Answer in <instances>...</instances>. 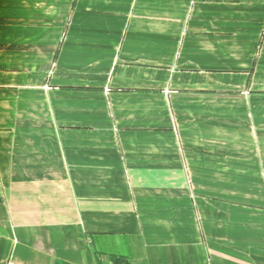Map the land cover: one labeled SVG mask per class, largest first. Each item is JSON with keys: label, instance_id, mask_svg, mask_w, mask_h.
<instances>
[{"label": "crops", "instance_id": "1", "mask_svg": "<svg viewBox=\"0 0 264 264\" xmlns=\"http://www.w3.org/2000/svg\"><path fill=\"white\" fill-rule=\"evenodd\" d=\"M264 264V0H0V264Z\"/></svg>", "mask_w": 264, "mask_h": 264}, {"label": "built area", "instance_id": "2", "mask_svg": "<svg viewBox=\"0 0 264 264\" xmlns=\"http://www.w3.org/2000/svg\"><path fill=\"white\" fill-rule=\"evenodd\" d=\"M8 264H15V263H13V262H9Z\"/></svg>", "mask_w": 264, "mask_h": 264}]
</instances>
